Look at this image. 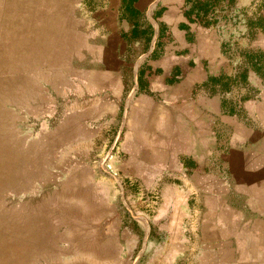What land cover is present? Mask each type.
I'll return each mask as SVG.
<instances>
[{"label":"rangeland","instance_id":"obj_1","mask_svg":"<svg viewBox=\"0 0 264 264\" xmlns=\"http://www.w3.org/2000/svg\"><path fill=\"white\" fill-rule=\"evenodd\" d=\"M184 34L264 86V0H0V264H143L164 234L115 161Z\"/></svg>","mask_w":264,"mask_h":264},{"label":"crops","instance_id":"obj_2","mask_svg":"<svg viewBox=\"0 0 264 264\" xmlns=\"http://www.w3.org/2000/svg\"><path fill=\"white\" fill-rule=\"evenodd\" d=\"M184 41L137 70L151 77L115 161L164 234L143 264H264V86Z\"/></svg>","mask_w":264,"mask_h":264}]
</instances>
